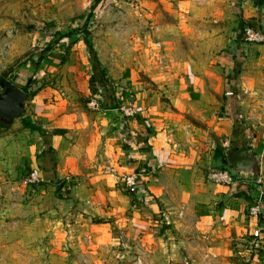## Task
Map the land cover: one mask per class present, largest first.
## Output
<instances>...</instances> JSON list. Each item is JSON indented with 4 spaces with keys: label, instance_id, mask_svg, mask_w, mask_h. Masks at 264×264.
Returning a JSON list of instances; mask_svg holds the SVG:
<instances>
[{
    "label": "crops",
    "instance_id": "obj_1",
    "mask_svg": "<svg viewBox=\"0 0 264 264\" xmlns=\"http://www.w3.org/2000/svg\"><path fill=\"white\" fill-rule=\"evenodd\" d=\"M182 9L201 21L212 15L213 35L208 43L199 42L198 50L180 53L184 83L177 90H165V96L144 87L129 90L135 93L129 94V105L143 107L139 114L107 115L119 109L116 93L105 90L104 81L99 88L92 85L96 75L87 66L81 40L76 42L80 52L73 47L65 58L51 54L37 67L21 64L12 81L21 89L28 85L24 120L40 142L26 145V151L43 181L26 185L27 191L36 192L40 201L53 193L45 217L54 223L52 234H72L68 216L73 214L79 223L76 237L85 234L88 253L116 236L149 237L157 217L177 226L189 221L223 251L244 241L264 253V221L259 219L264 215V43L245 42L239 30L242 22L264 32V4L213 0L206 7ZM210 43L215 47L202 52ZM43 65H49V83ZM88 98L99 107L84 103ZM227 148L250 149L261 159L259 183L222 185L209 178L211 169L222 167ZM133 172L139 175L138 186L127 192L117 178ZM62 190H68L65 199L56 197ZM260 196L262 210L254 218L248 209ZM56 206L70 214H58L62 210ZM95 217L103 221L94 223ZM115 225L128 227L115 235Z\"/></svg>",
    "mask_w": 264,
    "mask_h": 264
},
{
    "label": "rangeland",
    "instance_id": "obj_2",
    "mask_svg": "<svg viewBox=\"0 0 264 264\" xmlns=\"http://www.w3.org/2000/svg\"><path fill=\"white\" fill-rule=\"evenodd\" d=\"M212 1L0 0V74L7 73L12 82L21 64L36 63L37 67L51 54L65 58L73 47L74 52H80L76 42L84 43L86 39L95 53L93 58L80 42L82 52L88 54L87 66L90 69L91 65L96 75L91 78L103 76L107 89L116 93L114 104L118 108L129 105V94H135L129 90L136 86L165 96V90L173 92L184 83L179 70L183 63L180 53L198 50L204 40L208 43L215 25L212 15L201 16L209 20L201 21L190 18V10L182 8L206 7ZM214 47L211 43L203 45L202 52ZM48 66L43 65L41 70L49 74L43 77L47 79L45 83L52 78ZM92 85L99 88L96 80ZM27 100L25 104L29 105ZM83 100L86 103L90 99ZM25 112L12 123L0 126V172L5 176L0 180V264H259L255 258L264 260L263 250L254 244L238 241L232 244L231 252H226L223 245L197 234L189 221L177 226L161 217L156 218L158 225L151 227L149 237L116 236L113 243H101L94 253H88L85 234L76 237L79 223L74 221V215L64 211L68 208L56 206L62 210L57 209L58 214L69 215L74 234L61 238L52 234L54 223L45 217L53 193L40 201L36 192L27 191L21 184L22 178L35 168L26 145L40 144L34 130L25 123ZM67 191L62 190L56 197L65 199ZM92 221L103 220L95 217ZM121 227L125 231L128 225H115L113 233L116 235Z\"/></svg>",
    "mask_w": 264,
    "mask_h": 264
},
{
    "label": "water",
    "instance_id": "obj_3",
    "mask_svg": "<svg viewBox=\"0 0 264 264\" xmlns=\"http://www.w3.org/2000/svg\"><path fill=\"white\" fill-rule=\"evenodd\" d=\"M240 1V0H238ZM27 92L9 81L8 74H0V124H10L25 112ZM108 116L122 118L119 109L108 110ZM225 165L237 179L256 184L261 174V159L250 149H230L224 151ZM168 236L171 232H167Z\"/></svg>",
    "mask_w": 264,
    "mask_h": 264
},
{
    "label": "built area",
    "instance_id": "obj_4",
    "mask_svg": "<svg viewBox=\"0 0 264 264\" xmlns=\"http://www.w3.org/2000/svg\"><path fill=\"white\" fill-rule=\"evenodd\" d=\"M242 39L245 42H262L264 43V32L259 28H255L252 26H247L243 29ZM88 105L94 109H97L99 105L96 103V100L90 99ZM120 111L125 117L134 116L143 111V107L139 105H126L123 104L120 106ZM139 175L135 172L129 174H122L118 176V181L130 192H134L137 189L139 181ZM209 178L215 181L218 184L222 185H231L236 181H238L230 172L227 167L221 168H213L209 172ZM43 178L40 174L38 168H33L31 172L24 176L21 180V184L25 186L35 185L36 183L42 181ZM259 183V180L256 181V184ZM263 201L261 200V196L257 199V201L251 205L248 209V213L250 216L254 218L258 217L262 210ZM254 236L258 235L257 231L252 233Z\"/></svg>",
    "mask_w": 264,
    "mask_h": 264
},
{
    "label": "trees",
    "instance_id": "obj_5",
    "mask_svg": "<svg viewBox=\"0 0 264 264\" xmlns=\"http://www.w3.org/2000/svg\"><path fill=\"white\" fill-rule=\"evenodd\" d=\"M254 2L256 3V4H264V0H254ZM243 29H244V27H243V23L242 22H240V25H239V30H242L243 31ZM84 42H85V45H86V47H87V49H88V52L92 55V57L93 58H95V53H94V51H93V48H92V46H91V44L85 39L84 40ZM96 69V68H95ZM96 81H97V84L100 86H102V85H104L103 84V76L101 75V78H97L96 79ZM27 82H30V80H28ZM28 84V83H27ZM27 88H28V85L26 86V87H23L22 89L25 91V92H27ZM104 88H105V90H107L106 89V86H104ZM26 123V122H25ZM4 124H0V126H3ZM27 126H29V124H27ZM56 132H61V130H56ZM221 151V150H220ZM222 161H223V165H222V168L223 167H226V165H225V157H224V155H222ZM221 168V167H220ZM60 187V186H59ZM263 211H264V207H263ZM259 219L261 220V221H264V215H260V217H259Z\"/></svg>",
    "mask_w": 264,
    "mask_h": 264
}]
</instances>
